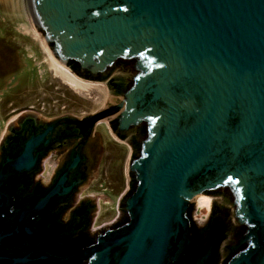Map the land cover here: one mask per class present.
<instances>
[{
  "label": "water",
  "instance_id": "obj_1",
  "mask_svg": "<svg viewBox=\"0 0 264 264\" xmlns=\"http://www.w3.org/2000/svg\"><path fill=\"white\" fill-rule=\"evenodd\" d=\"M25 1L50 54L78 78L96 82L120 60L134 68L112 71L131 84L75 121L80 133L110 113L119 130L145 123L147 133L130 164L128 220L89 246L71 241L80 221L51 233L56 212L43 216L68 191L14 205L4 183L33 165L52 125L27 138L0 166V264H264V0ZM219 188L231 194L225 215L198 234L188 209ZM234 222L243 228L232 239Z\"/></svg>",
  "mask_w": 264,
  "mask_h": 264
},
{
  "label": "flooded vegetation",
  "instance_id": "obj_2",
  "mask_svg": "<svg viewBox=\"0 0 264 264\" xmlns=\"http://www.w3.org/2000/svg\"><path fill=\"white\" fill-rule=\"evenodd\" d=\"M124 66L131 71L134 69L128 61L120 60L103 77L94 78L97 79L96 82L106 83L112 92L111 97L115 99H119L122 92L131 84L130 78L127 80L124 77H117V73H112L116 68H124ZM106 104L108 106L113 105L109 101ZM102 109L104 107L81 117L66 113L48 120L42 119L34 113H25L15 123L10 124L9 131L0 144L1 166L3 163L5 164L7 157H16L22 152L25 140L33 133L40 134L49 125H52L51 129L41 134L36 147L31 152L33 165L18 173L16 179L6 180L4 185H11L10 189L17 191L14 195V205L22 204L27 200L33 204L50 190L68 191L64 197L52 199L50 205L45 208L43 216L50 218L56 212L51 233L63 231L67 226L80 221L81 226L71 238V241L79 246L94 244L100 234L108 229L120 227L128 220L125 200L134 191L137 183L135 172L130 170V164L139 155L140 144L147 133L145 123L132 126L128 130H119L117 128V114L114 113L108 114L92 128L80 133L75 121H84ZM102 122L107 124V129L116 139L127 143L130 153L127 161V188L119 199L118 216L111 223L96 228L94 227V218L98 208L97 202L91 197L81 196V191L91 179L101 153L102 139L99 134H95V128ZM204 195L211 197V204L207 215L204 214L202 217L203 222L196 223L193 217L194 203L188 209V214L194 221L192 223L193 228L198 234H203L208 230L215 215L216 221L223 219L226 206L231 198L227 188L208 190L204 192ZM79 209H82V212L77 215ZM233 224L231 229L234 234H232L233 236L230 235V238L233 237L232 239L237 238L243 228L236 222ZM226 261L227 258L223 255L216 264H226Z\"/></svg>",
  "mask_w": 264,
  "mask_h": 264
},
{
  "label": "rangeland",
  "instance_id": "obj_3",
  "mask_svg": "<svg viewBox=\"0 0 264 264\" xmlns=\"http://www.w3.org/2000/svg\"><path fill=\"white\" fill-rule=\"evenodd\" d=\"M32 28L41 34L32 25L25 0L9 6L0 3V143L7 126L24 112L48 120L66 113L81 117L104 107L96 100V92L84 95L55 77ZM98 83L105 85L108 95L106 84ZM95 132L101 136L103 152L81 196L96 197L94 227L98 228L118 216L119 199L127 188L126 164L130 148L112 135L105 122L100 123ZM209 198L203 202L205 212H201L200 218L196 216L195 201L192 214L196 223L204 221L202 217L207 215L211 204Z\"/></svg>",
  "mask_w": 264,
  "mask_h": 264
},
{
  "label": "bare ground",
  "instance_id": "obj_4",
  "mask_svg": "<svg viewBox=\"0 0 264 264\" xmlns=\"http://www.w3.org/2000/svg\"><path fill=\"white\" fill-rule=\"evenodd\" d=\"M0 3L6 6H9L10 3L16 5L18 3V0H0ZM32 31L34 35H36V37L39 38V41L45 51L47 64L50 67L51 71L54 73L55 77L62 80L64 84L70 86L75 91L82 93L84 95L85 94L91 95L92 91L96 92V94L93 93L95 94L96 100L100 102L101 106H104L106 101L110 99L107 95L105 85L98 82L85 81L78 78L70 69L63 66L53 58V56L50 54L49 50L47 49L41 34L36 32L33 28ZM201 195H198L194 198V203L196 201L197 204L196 206L197 218H200L201 212H205V205H203V202H206L208 201V199H210L209 196H201Z\"/></svg>",
  "mask_w": 264,
  "mask_h": 264
}]
</instances>
